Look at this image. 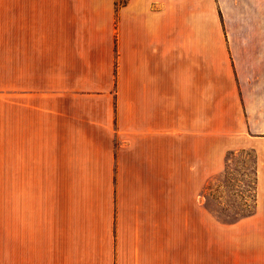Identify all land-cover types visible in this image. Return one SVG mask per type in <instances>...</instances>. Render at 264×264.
I'll use <instances>...</instances> for the list:
<instances>
[{
    "label": "rangeland",
    "instance_id": "rangeland-1",
    "mask_svg": "<svg viewBox=\"0 0 264 264\" xmlns=\"http://www.w3.org/2000/svg\"><path fill=\"white\" fill-rule=\"evenodd\" d=\"M126 5L0 0V264H15L18 240L33 241L36 254L40 244L48 245L55 264H132L137 250L231 249L240 229L249 228L225 225L258 212L253 152L233 147L223 155V139L189 132H169L162 140L136 135L127 143L121 131L111 130L108 139L104 128L94 132L75 119L107 122L112 104L117 107L104 95L109 88L102 90L111 61L105 40L116 50L112 33L127 26ZM27 32L44 52L65 35L71 43L87 42L85 81L66 83L70 96L60 101L35 97L43 111L15 103L28 101L15 96L16 42ZM70 61L79 68L77 58ZM48 105L70 108L75 123L69 130L46 115ZM122 121L118 116L120 129L125 115Z\"/></svg>",
    "mask_w": 264,
    "mask_h": 264
},
{
    "label": "crops",
    "instance_id": "crops-1",
    "mask_svg": "<svg viewBox=\"0 0 264 264\" xmlns=\"http://www.w3.org/2000/svg\"><path fill=\"white\" fill-rule=\"evenodd\" d=\"M54 1L60 0H6L17 4ZM81 1L118 0H74ZM125 12L127 26L112 33L118 35L116 50L114 43L107 42L109 37L105 40L111 61L106 67L109 85L102 90L109 88V96L104 95L117 107L112 104L107 122L88 115L75 119L94 132L104 128L108 139L111 130L121 131L127 143L136 135L162 140L169 132H189L202 139H223L219 144L223 155L233 147L253 152L258 210L254 218L225 225L249 228L240 229L235 235L239 244L232 241L231 249L137 250L132 264H264V0H127ZM36 41L27 32L15 48V96L28 98L15 103L18 108L27 105L30 112L38 106L35 97L39 101L47 94L54 101L68 98L66 83L84 82L80 77H86L89 70L83 48L87 42L71 43L65 35L57 45L46 44L44 52ZM72 56L79 60V68L71 63ZM48 106L46 115L61 119L64 130L75 123L70 108ZM39 107L43 111L46 106ZM124 115L125 128L122 124L120 129L118 116L121 122ZM212 147L215 157L216 143ZM62 174L67 176L54 172V177ZM27 243L16 241L15 264H55L48 245L40 244L36 254L33 241ZM44 253L47 260L51 257L49 262L42 261Z\"/></svg>",
    "mask_w": 264,
    "mask_h": 264
}]
</instances>
